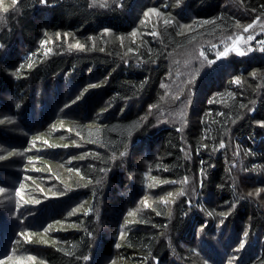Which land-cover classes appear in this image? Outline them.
I'll return each mask as SVG.
<instances>
[{
    "label": "trees",
    "instance_id": "obj_1",
    "mask_svg": "<svg viewBox=\"0 0 264 264\" xmlns=\"http://www.w3.org/2000/svg\"><path fill=\"white\" fill-rule=\"evenodd\" d=\"M0 264H264V0H0Z\"/></svg>",
    "mask_w": 264,
    "mask_h": 264
},
{
    "label": "rangeland",
    "instance_id": "obj_2",
    "mask_svg": "<svg viewBox=\"0 0 264 264\" xmlns=\"http://www.w3.org/2000/svg\"><path fill=\"white\" fill-rule=\"evenodd\" d=\"M154 9L153 7L150 9H143L140 11L139 14H137L136 16V23H135V28L133 29V31L126 35V36H115L114 34L107 32V37L109 38L110 41H114L118 40V42L120 43L121 47L123 49H125L126 51L131 49L132 45L136 42L138 43L142 39L143 37L146 36L147 33L153 34L154 30L153 27L160 22V20L163 19V16L160 12H158V10H156L155 13L151 12L150 10ZM148 12L149 14L147 16H145L144 14ZM188 24H184L183 27H187ZM133 33H135V35H133ZM178 57L179 56H183L185 55V51L182 52H178L177 53ZM221 146H225V145H221ZM185 185H190V180H187L184 182ZM261 190V189H259ZM149 200V196L148 195H143L141 200H140V205H144L145 202L147 204ZM150 201V200H149Z\"/></svg>",
    "mask_w": 264,
    "mask_h": 264
},
{
    "label": "snow or ice",
    "instance_id": "obj_3",
    "mask_svg": "<svg viewBox=\"0 0 264 264\" xmlns=\"http://www.w3.org/2000/svg\"><path fill=\"white\" fill-rule=\"evenodd\" d=\"M40 2H41V3H46L47 0H40ZM101 6H103V5H101ZM150 11L153 12V13L156 12L155 9H151ZM148 14H149V13L146 12L144 15L147 16ZM168 23H170V21L166 20V21H165V24H168ZM206 23H207V21H206ZM248 27L250 28L251 25H248ZM245 31H247V28H245ZM133 35H135V33H133ZM153 35H155V33H153ZM236 39L238 40L239 37H237ZM249 39H251V37H249ZM77 47H78V45H77ZM229 51H230L229 48H225L224 51L220 52L219 57H220V58H223L224 56H226V55L228 54ZM239 54H240V55H243L244 53H243V52H240ZM201 55H203V53H201ZM209 63H211V61H209ZM30 66H31V65H30ZM233 82H239V78H236V80H234ZM130 134H131V130H129V135H130ZM121 155L123 156L124 153H121ZM17 194L19 195V190H17ZM145 205L147 206L146 202H145ZM130 215H131V213H130ZM245 235H247V233H245ZM241 247H243V244H241ZM84 259L87 260L88 257H84Z\"/></svg>",
    "mask_w": 264,
    "mask_h": 264
}]
</instances>
